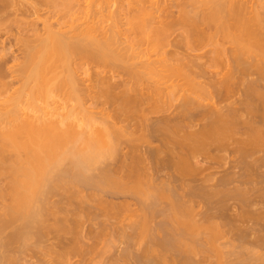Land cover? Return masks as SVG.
<instances>
[{
    "label": "bare ground",
    "instance_id": "1",
    "mask_svg": "<svg viewBox=\"0 0 264 264\" xmlns=\"http://www.w3.org/2000/svg\"><path fill=\"white\" fill-rule=\"evenodd\" d=\"M170 1L0 0V264H264V0Z\"/></svg>",
    "mask_w": 264,
    "mask_h": 264
},
{
    "label": "rangeland",
    "instance_id": "2",
    "mask_svg": "<svg viewBox=\"0 0 264 264\" xmlns=\"http://www.w3.org/2000/svg\"><path fill=\"white\" fill-rule=\"evenodd\" d=\"M164 1V0H163ZM165 1H167V0H165ZM168 1H170V0H168ZM170 3H171V1H170ZM175 10V9H174ZM173 10V11H174ZM113 11V10H112ZM114 11H116V10H114ZM176 11V10H175ZM124 29H125V27H124ZM144 40H145V38H144ZM143 40V41H144ZM147 41V40H146ZM209 41H211L210 39H206L205 40V42L203 43L204 45V50L205 51H209V50H211L212 49V45H213V43H210ZM145 42V41H144ZM208 42H209V44H208ZM212 42V41H211ZM142 45H143V43H141ZM212 44V45H211ZM144 47H146V45H144ZM211 48V49H210ZM203 50V51H204ZM79 62V61H78ZM77 62V63H78ZM81 62V61H80ZM83 62V61H82ZM86 62V61H85ZM85 62H83V63H85ZM83 63H78L77 65H79L80 64V66H84V68H80L81 70L80 71H78V72H81L80 73V75H83L84 73H86V71H88V73L87 74H89V75H91L92 76V79H93V76H95V75H98V74H100V73H102L103 71V69H101V68H99V66L98 67H95L96 65H93L92 63H88V62H86V66L89 68V66H91V71H90V69H88L86 66H85V64H83ZM88 64V65H87ZM79 66V67H80ZM93 66V67H92ZM79 67H77L76 66V68H79ZM85 67H86V69H85ZM99 68V69H98ZM93 69V70H92ZM77 70H79V69H77ZM104 70H105V68H104ZM107 70V71H106ZM105 71L107 72H103L104 74H105V76H107V74H108V69H106ZM215 70V69H214ZM83 71V72H82ZM96 71V72H95ZM77 72V76L79 75V73ZM90 72V73H89ZM97 72H98V74H97ZM102 73V76H104V74ZM83 75V76H78L79 78H80V85L84 88V87H86V85H84V84H86L87 83V85H88V87L87 88H91V86H92V88L91 89H95V87H97L96 88V91L98 90V87H100V86H97V84H98V82H97V84H95L94 82H96V81H93L92 79V82H93V84H95L94 85V88H93V84L92 85H90L92 82L89 80L90 78H89V75ZM93 74V75H92ZM95 74V75H94ZM108 75H111V73L110 74H108ZM86 76V77H85ZM96 77V76H95ZM109 77V76H108ZM89 78V79H88ZM83 79V80H82ZM86 80V81H85ZM82 81H85V82H83L82 83ZM89 81V82H88ZM91 82V83H90ZM90 85V86H89ZM80 86V88H81V90H82V94H83V96H85V94L87 93L86 92V88H84L85 89V92H83L84 90L82 89V87ZM93 91V90H92ZM90 92H91V90H90ZM90 94V93H89ZM88 96V93H87V95H86V97ZM91 104L92 103H90V106H91ZM88 106H89V103L87 104ZM99 106H101V107H103L102 105H98V106H96V109L94 110L93 109V111H95V112H102V113H106V112H111V114H115L114 112H112V109H110V110H108V111H106L105 109H103V110H105L104 112H103V110H102V108L101 107H99ZM98 107V108H97ZM104 108V107H103ZM110 121V120H109ZM112 121V120H111ZM130 138V137H129ZM129 138H127V139H129ZM124 139V138H123ZM125 140V139H124ZM111 160V159H110ZM107 161H109L108 159H107ZM105 163H106V160L104 161ZM104 163V164H105ZM110 164V163H109ZM106 165H108V162H107V164ZM105 165V166H106ZM100 166H104V165H100ZM217 171H218V173H217ZM216 171V173H215V177H220V171L221 170H217ZM222 175V174H221ZM62 192V191H61ZM64 193V192H63ZM63 193H57V194H55L53 197H51L50 196V200H51V202L53 203V202H60L59 203V207H58V209L59 208H67L68 210H75V212H79V209L82 211V212H84V209H87V210H89L88 209V207H86L85 205H83V204H81L79 201H77V200H74L73 202V204H69L68 202V205L66 204V201H65V195L63 194ZM91 192H84V195H86V196H88L87 198H89L90 200H88L87 198H85V199H87V201H85L84 200V202H88L89 203V201H92L90 204H95V206H97L98 205V198H96V200H95V198L93 199V197L91 196ZM257 195H255V196H253V198L252 199H254V197H256ZM83 200V199H82ZM71 203V202H70ZM231 203V202H230ZM233 203V202H232ZM97 204V205H96ZM75 208H77V209H75ZM58 209H52V212L54 211V212H57L58 211ZM95 209V208H94ZM94 209H91V210H89V212H90V216H92L93 217V214H96V212L99 214V215H103V213L101 212V211H99L98 209H95V211H94ZM236 209H237V207L235 208V210H230V212H229V214L230 215H233L234 213H235V211H236ZM255 209V208H254ZM77 210V211H76ZM87 210H86V212H87ZM65 210H62L61 212H64ZM80 211V213H82ZM238 211V210H237ZM80 213H79V215H80ZM83 214H85V213H83ZM82 214V215H83ZM109 216H110V221L112 220V219H116V221L121 225V222H123V224H127L128 223V220H134L135 219V216L132 214V212H127V211H125V209H121V210H117L116 212H115V214H114V211H111V212H109ZM59 217H61L60 215H59ZM85 219H82L84 222H86L87 220H90V218H92V217H86V214H85ZM101 219H104L103 217H101ZM92 220V219H91ZM94 221V220H93ZM87 222H90V223H92L91 221H87ZM86 222V223H87ZM115 222V221H114ZM96 223H97V220H96ZM93 224H95V223H93ZM86 225V224H85ZM87 225H88V223H87ZM91 225V224H90ZM89 225V226H90ZM96 225V224H95ZM94 225H91V227H93ZM97 226V225H96ZM90 228V227H89ZM86 229V228H85ZM91 229V228H90ZM55 233H57V232H53V233H51V234H48V237H49V240H51V241H53L52 239H50V237L52 238V236L55 234ZM55 237V236H54ZM53 237V238H54ZM67 237V240H70L71 239V237H72V234L70 233V235H67L66 236ZM114 237V238H113ZM111 239H110V236H104V239L102 238V240L100 241L101 243L99 244L98 242H96L95 241V243L94 244H96V243H98L99 244V246L98 247H96L97 249H96V251L97 252H103V253H105V257H110V255H113L114 254V252L116 251V254L118 253V249H120V248H122L123 247V245H120L121 244V240L119 241V239H118V237L117 236H113ZM54 240H56V239H54ZM104 240V241H103ZM50 241V242H51ZM91 240H89V242H90ZM55 242V241H54ZM93 242H94V240H93ZM93 242L91 241L89 244L90 245H92L93 244ZM104 242V243H103ZM47 243V242H46ZM51 244V243H50ZM49 243H47V245H50ZM55 244V243H54ZM98 244H96V245H98ZM46 245V244H45ZM120 245V247L119 248H117L118 246ZM46 247H48V246H46ZM53 248V247H52ZM58 248V247H57ZM56 248V249H57ZM47 249H49L50 250V248H47ZM56 249L55 248H53V249H51V250H55L56 251ZM45 250V249H44ZM43 249H42V251H44ZM38 251V252H37ZM37 251H35V252H37V253H35V252H27V254H26V256H27V259L30 261V262H34V263H37V259L39 258L40 260H43V261H45L46 259L48 260V261H52V259H57L58 258V254H60V257H61V255H64L66 252H63V251H61L60 252V250L58 249V253H56L55 251H54V253L52 252V251H45L44 253H45V256H46V258L44 257V259H42L43 258V255H44V253H43V255L41 256L40 254H39V250H37ZM48 252H51V253H48ZM34 253L36 254L35 256H38V257H35L34 256ZM41 253V252H40ZM113 253V254H112ZM47 254H50L49 255V257H48V255ZM57 254V255H56ZM115 254V255H116ZM53 255V256H52ZM32 256H34V257H32ZM39 256H41V258L39 257ZM52 256V257H51ZM52 259H51V258ZM64 257H65V260H64V258H63V260H64V262L62 261V258H60V260L62 261V262H58V264H67V262H68V264H70V261H71V263H76L77 261H79V260H81V256L79 255V254H77V252H74V251H71V253L68 255V256H66V255H64ZM50 259V260H49ZM40 260H38L39 262H40ZM59 259L57 260V261H60ZM50 261V262H51ZM57 261H55V260H53L51 263L52 264H57ZM38 264V263H37Z\"/></svg>",
    "mask_w": 264,
    "mask_h": 264
}]
</instances>
